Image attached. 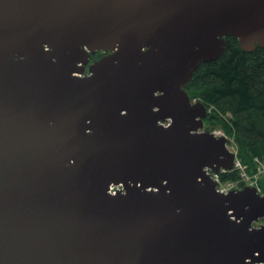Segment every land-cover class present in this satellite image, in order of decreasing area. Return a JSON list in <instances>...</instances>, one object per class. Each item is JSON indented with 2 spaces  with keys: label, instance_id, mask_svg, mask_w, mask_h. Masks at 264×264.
<instances>
[{
  "label": "water",
  "instance_id": "water-1",
  "mask_svg": "<svg viewBox=\"0 0 264 264\" xmlns=\"http://www.w3.org/2000/svg\"><path fill=\"white\" fill-rule=\"evenodd\" d=\"M230 36L264 48V0H0V264H264L185 91Z\"/></svg>",
  "mask_w": 264,
  "mask_h": 264
},
{
  "label": "trees",
  "instance_id": "trees-1",
  "mask_svg": "<svg viewBox=\"0 0 264 264\" xmlns=\"http://www.w3.org/2000/svg\"><path fill=\"white\" fill-rule=\"evenodd\" d=\"M225 40L224 54L216 61L201 63L185 91L193 102L213 108L205 130H224L234 140L241 164L254 173L255 159L264 160V48L246 53L238 39L230 36ZM220 178L223 182L236 180L239 174L222 173Z\"/></svg>",
  "mask_w": 264,
  "mask_h": 264
},
{
  "label": "built area",
  "instance_id": "built-area-1",
  "mask_svg": "<svg viewBox=\"0 0 264 264\" xmlns=\"http://www.w3.org/2000/svg\"><path fill=\"white\" fill-rule=\"evenodd\" d=\"M213 109V108H212ZM208 110L209 113L211 110ZM217 137H226L228 139V148L231 152H233L236 156L235 160V168L232 171L222 172L229 173L236 171L239 174V178L236 180H229L226 182L221 181L220 175H216L211 171L207 170V173L212 176V178L217 182V190L222 194H227L233 190H239L244 187H252L257 189L259 192H262L264 186V160L259 158L255 159V171L254 173H249V169L247 166L241 164L238 158V149L234 143V140H231L222 130H217L214 132ZM119 187L111 186L110 193L116 194V191ZM262 264V263H261Z\"/></svg>",
  "mask_w": 264,
  "mask_h": 264
},
{
  "label": "flooded vegetation",
  "instance_id": "flooded-vegetation-1",
  "mask_svg": "<svg viewBox=\"0 0 264 264\" xmlns=\"http://www.w3.org/2000/svg\"><path fill=\"white\" fill-rule=\"evenodd\" d=\"M104 54L103 53H100V55H99V57L98 58H94V59H92L91 58V62H93V61H95V60H97V59H99L100 57H102ZM94 56V55H93ZM263 190V189H262ZM261 224V223H260Z\"/></svg>",
  "mask_w": 264,
  "mask_h": 264
},
{
  "label": "rangeland",
  "instance_id": "rangeland-1",
  "mask_svg": "<svg viewBox=\"0 0 264 264\" xmlns=\"http://www.w3.org/2000/svg\"><path fill=\"white\" fill-rule=\"evenodd\" d=\"M223 132L225 133V131L223 130ZM226 134V133H225Z\"/></svg>",
  "mask_w": 264,
  "mask_h": 264
}]
</instances>
